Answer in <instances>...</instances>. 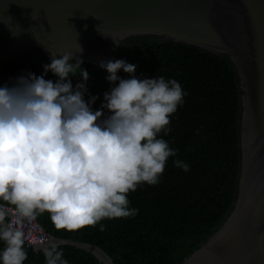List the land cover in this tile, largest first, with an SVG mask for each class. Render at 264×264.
<instances>
[{
	"label": "clouds",
	"instance_id": "obj_1",
	"mask_svg": "<svg viewBox=\"0 0 264 264\" xmlns=\"http://www.w3.org/2000/svg\"><path fill=\"white\" fill-rule=\"evenodd\" d=\"M82 52L79 45L78 54H49L44 74L51 72L55 82L28 73L12 87L0 86V200L14 206L20 225L5 223L0 208L2 264H23L22 225L44 213L57 230L68 232L135 216L128 194L141 184H158L177 154L160 134L171 131V116L184 103L180 83L138 78L136 65L122 59L101 61L113 87L94 110L98 97L85 100L89 73L81 67ZM78 70L82 81L73 87L70 77ZM120 70L130 78H121ZM174 164L189 170L178 159ZM58 247L51 242L44 249L46 264H68Z\"/></svg>",
	"mask_w": 264,
	"mask_h": 264
},
{
	"label": "water",
	"instance_id": "obj_2",
	"mask_svg": "<svg viewBox=\"0 0 264 264\" xmlns=\"http://www.w3.org/2000/svg\"><path fill=\"white\" fill-rule=\"evenodd\" d=\"M133 36L226 57L236 75L235 197L220 226L181 264H264V0H0V65L30 49L49 57L78 54L80 45L82 64L103 69L100 62L120 59L118 48ZM0 208L5 223L20 226L14 207ZM22 230L25 246L43 254L55 242L91 253L100 264H114L97 244L47 236L34 221H25Z\"/></svg>",
	"mask_w": 264,
	"mask_h": 264
},
{
	"label": "trees",
	"instance_id": "obj_3",
	"mask_svg": "<svg viewBox=\"0 0 264 264\" xmlns=\"http://www.w3.org/2000/svg\"><path fill=\"white\" fill-rule=\"evenodd\" d=\"M118 55L136 65V77L175 79L186 93L184 103L171 116V131L160 134L177 154L168 159L158 184L144 183L128 194L129 208L137 214L102 220L103 232L100 224L76 232L57 230L48 213L36 220L48 236L97 244L114 264H181L220 226L235 197L240 161L236 75L226 57L157 38L130 37L121 43ZM48 63L50 58L43 51H24L0 65V86L12 87L28 73L55 82L58 78L51 72L44 74ZM81 67L89 73L85 100L98 97L92 105L98 110L113 85L106 79V70L89 64ZM78 74L79 70L70 77L73 87L82 81ZM177 159L189 170L176 167ZM4 247L0 241V252ZM24 247L23 264H46L42 251ZM58 250L68 264H100L84 250L68 245Z\"/></svg>",
	"mask_w": 264,
	"mask_h": 264
},
{
	"label": "built area",
	"instance_id": "obj_4",
	"mask_svg": "<svg viewBox=\"0 0 264 264\" xmlns=\"http://www.w3.org/2000/svg\"><path fill=\"white\" fill-rule=\"evenodd\" d=\"M0 204L6 206V207H8V208H12V207H14V206H10V205L3 204V203H1V202H0ZM34 222H36L37 224L40 225V223H39L37 220H35ZM40 226H41V225H40ZM42 228H43V227H42ZM44 231H45V230H44ZM45 233H46V232H45ZM46 235H47V233H46ZM47 236H48V235H47Z\"/></svg>",
	"mask_w": 264,
	"mask_h": 264
}]
</instances>
